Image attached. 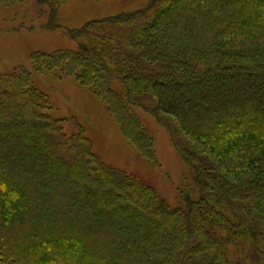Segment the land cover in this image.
Instances as JSON below:
<instances>
[{"label": "trees", "instance_id": "trees-1", "mask_svg": "<svg viewBox=\"0 0 264 264\" xmlns=\"http://www.w3.org/2000/svg\"><path fill=\"white\" fill-rule=\"evenodd\" d=\"M65 1L37 0L47 29ZM64 32L77 50L35 71L75 78L158 165L154 116L190 176L171 207L66 133L19 67L0 76V264H264V0H151Z\"/></svg>", "mask_w": 264, "mask_h": 264}, {"label": "rangeland", "instance_id": "rangeland-1", "mask_svg": "<svg viewBox=\"0 0 264 264\" xmlns=\"http://www.w3.org/2000/svg\"><path fill=\"white\" fill-rule=\"evenodd\" d=\"M150 1L67 0L59 6L56 21H53L61 30L54 31L47 29L52 19L49 5L25 0L1 7L0 76L11 74L19 67L29 70L34 86L49 99L51 117L63 120L66 133L83 130L94 152L106 165L145 182L175 208L190 169L179 158L167 127L140 110L142 123L154 139L158 159V165L150 163L126 142L105 105L90 90L83 88L75 78L59 79L53 74L37 73L31 60V55L37 52L77 50V42L67 36L65 29H81L89 21L135 11Z\"/></svg>", "mask_w": 264, "mask_h": 264}]
</instances>
